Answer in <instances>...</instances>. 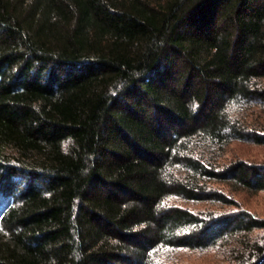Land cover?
Instances as JSON below:
<instances>
[{"label":"trees","instance_id":"obj_1","mask_svg":"<svg viewBox=\"0 0 264 264\" xmlns=\"http://www.w3.org/2000/svg\"><path fill=\"white\" fill-rule=\"evenodd\" d=\"M235 142L264 145V0H0V264H264Z\"/></svg>","mask_w":264,"mask_h":264},{"label":"rangeland","instance_id":"obj_2","mask_svg":"<svg viewBox=\"0 0 264 264\" xmlns=\"http://www.w3.org/2000/svg\"><path fill=\"white\" fill-rule=\"evenodd\" d=\"M226 157L236 158L257 165L264 164V145L257 146L235 142L227 148ZM226 191L233 197L235 202L239 203L242 208L241 210L264 220V191L256 193L244 190L233 192L229 188ZM176 204H182V202L179 201ZM183 206L197 211L206 207V204L186 203ZM166 258V262L169 264H223L222 260H224L214 249L204 252L182 250L174 252L172 256Z\"/></svg>","mask_w":264,"mask_h":264}]
</instances>
